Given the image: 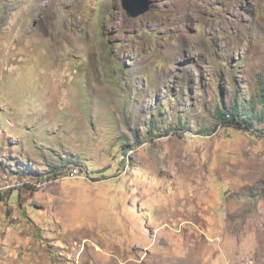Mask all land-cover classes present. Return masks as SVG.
<instances>
[{
  "label": "rangeland",
  "instance_id": "obj_1",
  "mask_svg": "<svg viewBox=\"0 0 264 264\" xmlns=\"http://www.w3.org/2000/svg\"><path fill=\"white\" fill-rule=\"evenodd\" d=\"M148 2L0 0V264H264V0Z\"/></svg>",
  "mask_w": 264,
  "mask_h": 264
},
{
  "label": "trees",
  "instance_id": "obj_2",
  "mask_svg": "<svg viewBox=\"0 0 264 264\" xmlns=\"http://www.w3.org/2000/svg\"><path fill=\"white\" fill-rule=\"evenodd\" d=\"M257 101L261 104L260 116L264 119V92L259 95ZM253 107L254 104L251 103L250 108L253 109ZM243 108H245L244 105L238 106V103L236 102L229 111L218 109V123L222 125H232L239 129L249 130L251 128L252 118L248 112L243 110Z\"/></svg>",
  "mask_w": 264,
  "mask_h": 264
},
{
  "label": "water",
  "instance_id": "obj_3",
  "mask_svg": "<svg viewBox=\"0 0 264 264\" xmlns=\"http://www.w3.org/2000/svg\"><path fill=\"white\" fill-rule=\"evenodd\" d=\"M122 6L130 16H136L148 10V0H122Z\"/></svg>",
  "mask_w": 264,
  "mask_h": 264
},
{
  "label": "built area",
  "instance_id": "obj_4",
  "mask_svg": "<svg viewBox=\"0 0 264 264\" xmlns=\"http://www.w3.org/2000/svg\"><path fill=\"white\" fill-rule=\"evenodd\" d=\"M45 182H46V181L44 180V181H41L40 183H42V184H43V183H45Z\"/></svg>",
  "mask_w": 264,
  "mask_h": 264
}]
</instances>
